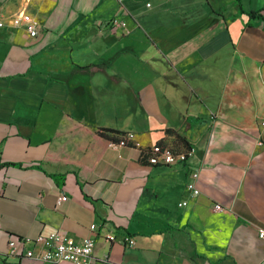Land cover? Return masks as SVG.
Returning a JSON list of instances; mask_svg holds the SVG:
<instances>
[{"label":"crops","instance_id":"1","mask_svg":"<svg viewBox=\"0 0 264 264\" xmlns=\"http://www.w3.org/2000/svg\"><path fill=\"white\" fill-rule=\"evenodd\" d=\"M19 11L38 29L0 28V264L56 231L94 238L85 264H264V0H0ZM156 144L195 154L152 166Z\"/></svg>","mask_w":264,"mask_h":264},{"label":"built area","instance_id":"2","mask_svg":"<svg viewBox=\"0 0 264 264\" xmlns=\"http://www.w3.org/2000/svg\"><path fill=\"white\" fill-rule=\"evenodd\" d=\"M117 3H121L122 0H113ZM169 2L172 0H163ZM149 7V3L145 5ZM264 18V12H262ZM111 27L112 33L118 32L119 34H125L127 31L126 23L118 18H111L108 21ZM5 26L12 27H24L25 32L32 39L37 36L38 26L33 17L27 14L25 11H19L12 14L8 19H3L0 15V28ZM133 141V134H125L119 141V145H126L128 142ZM137 145V143L135 144ZM195 154L193 148L187 147L183 152H174L170 147L162 144L152 145L146 151V163L149 165L157 166H175L190 160ZM199 176V170L195 169L191 173L189 183L186 184V189L191 196L198 194V190L195 186V182ZM67 198L65 196L59 197V201L63 202ZM185 201L179 203V207L185 206ZM216 210H223L219 205H215ZM95 225H90L89 230L94 232ZM257 235L260 239H264V228L257 230ZM94 238L91 236L75 241L69 235L63 232H51L46 235H39L33 239L27 237H10L7 241V251L4 252L3 257H10L19 259V261H26L31 264H46V263H61L70 262L73 264H85L86 260L93 254ZM115 237L111 234L106 235L108 242H113ZM123 240V239H122ZM123 244L128 247L134 245L133 239L127 237L123 240ZM29 246V247H28ZM28 247V248H26Z\"/></svg>","mask_w":264,"mask_h":264},{"label":"trees","instance_id":"3","mask_svg":"<svg viewBox=\"0 0 264 264\" xmlns=\"http://www.w3.org/2000/svg\"><path fill=\"white\" fill-rule=\"evenodd\" d=\"M258 17L263 18L262 13H258L256 14ZM115 134L112 131L108 130V129H101L98 130L97 132V137L105 142H107V144H117L119 143V141L121 140V138L124 136V133H119L117 134V138L112 137L111 135ZM119 137V138H118ZM8 164H0V167L3 166H7ZM13 165V164H11Z\"/></svg>","mask_w":264,"mask_h":264},{"label":"rangeland","instance_id":"4","mask_svg":"<svg viewBox=\"0 0 264 264\" xmlns=\"http://www.w3.org/2000/svg\"><path fill=\"white\" fill-rule=\"evenodd\" d=\"M149 260H153L152 256L149 258Z\"/></svg>","mask_w":264,"mask_h":264}]
</instances>
